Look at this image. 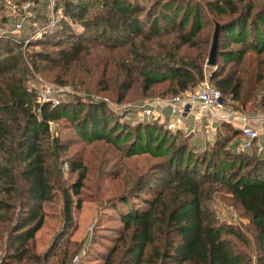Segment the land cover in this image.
<instances>
[{
  "label": "trees",
  "instance_id": "trees-1",
  "mask_svg": "<svg viewBox=\"0 0 264 264\" xmlns=\"http://www.w3.org/2000/svg\"><path fill=\"white\" fill-rule=\"evenodd\" d=\"M254 2L213 0L202 6L194 0H151L147 8L136 0H101V11L90 18L86 5L64 0L66 21L32 45L29 42L25 49H43L26 58L32 70L65 78L57 84L112 93L118 104L134 91L143 98H163L208 81L223 100L254 113L264 109V14H254ZM203 8L235 17H201ZM2 11L0 5V18ZM73 23L82 27L79 34L69 31ZM216 24L220 27L216 67L207 75ZM208 28L213 29L211 36ZM23 45L24 40L12 33L0 36V114L7 99L18 102L26 115L17 141L9 145L4 142L12 133L3 120L13 117L0 115V124L8 125L6 130L0 128L2 264L43 263L51 252L62 255L60 264H68L83 248L70 241L64 221L48 249L43 254L35 251V235L46 218L44 174L58 172L64 164L59 161L61 153L70 145L50 134L49 124L60 120L69 122L82 142H105L120 152L121 159L145 155L164 160L146 170L144 181L137 179L139 191L132 199L150 190L151 198H142L145 207L119 212L123 225L119 236L104 253L93 254L90 264H264V157L254 149L235 150L239 131L222 124L217 136L207 140L211 148L197 153L179 140L183 132H169L157 122L122 124L102 102L68 97L71 100L55 106L40 104L27 89ZM251 102L257 103L253 110L246 107ZM66 162L67 172L77 174L69 189L78 197L85 166L79 158ZM159 171L163 175L156 177ZM211 184L221 185L248 218L252 256L229 238L245 243L242 235L216 225L207 206L206 186ZM130 200L124 195L117 201L128 205ZM82 258L79 264H86Z\"/></svg>",
  "mask_w": 264,
  "mask_h": 264
},
{
  "label": "rangeland",
  "instance_id": "rangeland-1",
  "mask_svg": "<svg viewBox=\"0 0 264 264\" xmlns=\"http://www.w3.org/2000/svg\"><path fill=\"white\" fill-rule=\"evenodd\" d=\"M54 10L56 11L55 17L57 20V26L55 29H60L62 27V22L66 21L63 15V1L64 0H54ZM137 3L143 5L144 7H149L151 5V0H136ZM182 2L193 0H180ZM199 5L205 6L208 1L213 0H194ZM73 4H84L88 9V17L91 18L101 11V0H72ZM255 11L259 14H264V0H255ZM0 5L3 7L2 14L3 17L0 18V22H4V25L0 26V36L5 33H12L18 38L23 40L30 39L33 34L44 25L42 17L48 20L50 11L49 0H28L27 2L19 3V0H0ZM28 5L29 8L22 12L18 10L13 11L14 6ZM15 10V9H14ZM201 17H235L226 15H218L211 10L206 8L202 9ZM46 23V22H45ZM21 25V30L15 32V26ZM71 24V23H70ZM54 29V30H55ZM212 28H208L210 36L212 34ZM70 32L80 33L82 27L78 23H73L70 26ZM207 32V33H208ZM39 40H32L30 45ZM26 45H23L22 57L28 68L29 76L27 77V89L34 94L35 101L37 102L39 89L45 85H57L62 87V85L57 84L63 82L65 78H55V74L46 73L42 74L28 65V57L30 54L41 51V47H29L25 49ZM98 59V58H97ZM207 75L211 72L210 68H207ZM208 82V81H207ZM94 82H92V85ZM213 86L211 83L203 82L200 83L194 90L199 89L203 85ZM64 87V86H63ZM65 87H69L65 85ZM214 87V86H213ZM72 89V88H71ZM91 89V87H90ZM247 89V88H245ZM95 90V89H92ZM192 90V91H194ZM71 98L78 97L82 100L88 102H107V109L110 113L126 125H138V113L135 109L131 107H139L153 100H159L164 98H170L173 96H167L163 98L159 97H141V93L138 91L131 92L125 101L120 103V106L114 105L117 101L114 100L112 93L107 94H97L95 92L77 91ZM263 95L258 96V102L262 99ZM67 98L66 100H71ZM225 104V109L227 111H238L241 114L249 116L250 119H254L256 115L264 114V109L256 110L254 113H248L240 109L239 103H232L227 98L223 100ZM257 102V101H256ZM39 103V102H38ZM253 103L247 104V109L253 110ZM41 104V103H40ZM118 104V103H117ZM257 104V103H255ZM1 116H10L13 119H6L3 121H8L9 130L11 133L7 139H5V144H13L17 141L19 133L23 124L24 110H21L20 105L16 101L5 100L2 102ZM119 109V112H114L113 110ZM257 109V108H255ZM141 124V123H140ZM7 124L1 123L0 128L2 130L7 129ZM50 134L52 136H58L61 141L70 143L67 151L61 153V158L59 161H63L64 164L58 167V172L53 174H44V184H45V201L44 210L46 212V218L42 228L35 235V251L38 254H43L49 247L52 237L57 233L62 223L65 221L66 231L69 232L70 241L78 242L82 244V250L78 253V257H74L68 264H79L81 257L86 264H90L94 260L95 253L105 252V247H110L112 241L119 236L123 225L120 221L119 212H127L128 208L133 206V208H144L142 203V198L145 196L151 198L150 190L148 194L146 192H141L139 198L136 197L137 191H139L136 185L137 179L144 181L147 172L151 166H155L158 163H164L163 159L150 158L149 156L139 155L132 157L130 159H121V154L109 144L99 141L90 144L82 142L78 139L72 132L69 122L66 120H60L49 124ZM219 130V129H218ZM226 134L225 130H221V135ZM209 128L206 129L204 126L192 134L183 132L180 135V141H187L188 146L201 153L205 149L211 148L208 139H212L210 136ZM238 141V140H237ZM237 152H240V147H236ZM69 158H79V161L85 166L86 169V179L84 181V186L80 191V196H73L69 187L75 183L77 174L68 173L67 160ZM156 177L162 176V172H157L154 174ZM56 180L57 182H55ZM63 189H61V188ZM207 195L209 201L207 206L212 210L215 218L216 225L232 229L237 231L244 242H240L232 236L229 238L236 244L237 248L241 251L252 256V243H251V229L249 226V220L244 216L242 210L235 206L234 203L229 198L225 189L219 184H211L206 186ZM60 188V189H59ZM136 191V192H135ZM130 197V203L128 205L120 204L119 200L122 196ZM79 203V206H78ZM132 208V207H131ZM118 209L120 211H118ZM63 245L59 249H63ZM71 250H74L70 246ZM48 259L43 263H23V264H60L62 260V255H54L51 252L48 255ZM1 257V254H0ZM6 263V262H4ZM0 264L1 261H0ZM8 264V263H6ZM14 264V263H12Z\"/></svg>",
  "mask_w": 264,
  "mask_h": 264
},
{
  "label": "built area",
  "instance_id": "built-area-1",
  "mask_svg": "<svg viewBox=\"0 0 264 264\" xmlns=\"http://www.w3.org/2000/svg\"><path fill=\"white\" fill-rule=\"evenodd\" d=\"M49 3L52 10L48 20L30 39L24 40V45L32 40H40L44 33H49L56 28L58 19L55 17V1L49 0ZM28 8V5H22L20 7L14 6L15 10L11 9L18 13V10L25 12ZM15 29V32H19L21 25L17 24ZM74 94L76 92L70 87L49 84L39 89L37 101L41 104L47 103L55 106ZM102 103L109 106L106 101ZM114 105L120 106L117 103ZM115 108L113 111L119 112V109ZM131 108L137 111L139 123L157 122L169 132L192 134L204 126L206 129L209 128L210 136L214 138L220 131L218 129L222 124L229 125L240 133V150L254 149L258 156L264 157V114L256 115L254 119H250L249 116L238 111H227L220 91L213 86L205 84L194 91L174 95L170 98L153 100L139 105V107ZM157 109L167 110L168 116L166 117L163 112Z\"/></svg>",
  "mask_w": 264,
  "mask_h": 264
},
{
  "label": "water",
  "instance_id": "water-1",
  "mask_svg": "<svg viewBox=\"0 0 264 264\" xmlns=\"http://www.w3.org/2000/svg\"><path fill=\"white\" fill-rule=\"evenodd\" d=\"M219 30H220V27L216 24L214 33H213L211 47H210L209 54H208V58L206 60V67L210 69H213L216 67Z\"/></svg>",
  "mask_w": 264,
  "mask_h": 264
},
{
  "label": "crops",
  "instance_id": "crops-1",
  "mask_svg": "<svg viewBox=\"0 0 264 264\" xmlns=\"http://www.w3.org/2000/svg\"><path fill=\"white\" fill-rule=\"evenodd\" d=\"M158 111H160V112H163L164 113V115L167 117L168 116V111L167 110H159V109H157ZM191 120V119H190ZM190 120H189V122H190ZM219 127V126H218ZM217 127V128H218ZM219 130H220V127H219ZM238 142H239V139H238ZM238 147V146H237Z\"/></svg>",
  "mask_w": 264,
  "mask_h": 264
}]
</instances>
